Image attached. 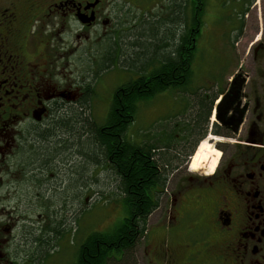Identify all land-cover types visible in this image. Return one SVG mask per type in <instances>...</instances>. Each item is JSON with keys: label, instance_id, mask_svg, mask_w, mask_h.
I'll list each match as a JSON object with an SVG mask.
<instances>
[{"label": "flooded vegetation", "instance_id": "flooded-vegetation-1", "mask_svg": "<svg viewBox=\"0 0 264 264\" xmlns=\"http://www.w3.org/2000/svg\"><path fill=\"white\" fill-rule=\"evenodd\" d=\"M164 1L162 24H178L174 55L182 71L188 35L195 56L203 26L224 0ZM231 1L238 22L231 36L221 35L237 47L251 33L245 66L210 86V94L198 91L209 87L187 85L137 104L171 91L192 93V99L180 96V104L190 102L182 108L184 116L191 109L189 118L152 137L166 150L176 142L168 155L174 161L164 167L180 176L171 190L167 180L146 219L141 238L148 264H264V14L259 0ZM144 2L154 7L150 0H0V264H24L27 252L54 247L89 210L88 153L85 146L75 150L66 123H82L78 133L86 138L90 126L74 108L110 107L115 88L161 66L155 51L152 59L134 61L138 29L153 16L141 13ZM252 8L258 11L253 30L244 21ZM116 62L125 65L124 79L108 94L98 85ZM86 119L99 128L105 122ZM204 139L220 153L211 173L209 158L206 168H189ZM141 226L135 222L136 234Z\"/></svg>", "mask_w": 264, "mask_h": 264}, {"label": "rangeland", "instance_id": "rangeland-1", "mask_svg": "<svg viewBox=\"0 0 264 264\" xmlns=\"http://www.w3.org/2000/svg\"><path fill=\"white\" fill-rule=\"evenodd\" d=\"M164 2V0H150V7L154 5L150 10L148 7L145 8L146 2L142 4L145 9L139 12L143 13V15L149 12L148 16L151 17L152 14L153 16L150 18L152 21H149L145 27L143 26V29L142 27L138 29L140 32L137 37V42H139L141 51L136 54L134 58L135 62L138 61L142 63L146 61L148 57L150 58V56L153 55L155 48L156 51L158 49L160 54H163L164 49H161L162 47L157 48V46L162 45L163 42H166L165 45H169L170 41H174L178 38V24H169L170 26H164V24H162V20L165 16L160 10ZM259 4L262 14H264V0H259ZM256 7L258 6L256 5ZM238 8L239 7L231 0H224L223 5L219 2L218 9L216 7L217 15L212 18L213 20L210 25L207 26L205 24L203 26L200 34L201 36L197 42L194 60L191 64L193 73L189 83L190 88L193 87L197 89L198 86L209 87L207 89L200 88L198 90L199 95L203 93H212L215 88L210 86H218L222 81L225 84L228 74L232 72L235 67L245 66V61L248 58V56L245 57V52L249 46L248 42L251 40V33L248 34V38H243L238 41L237 47L236 45L234 46L231 37H224L221 35L222 32L230 36L232 35L233 28L238 22ZM257 13L258 11L252 8L249 10V13L244 16V21H246L245 23H247V26L251 28V30L257 26ZM168 26L171 28L169 29ZM166 46L164 48H166ZM166 50H169V48ZM120 64L123 65V62ZM124 66H120L118 62L114 64L111 63L109 71L102 75L98 87L101 88L102 84L106 87L105 92L111 94L113 88L121 84L124 79ZM190 94L192 93H189V91L187 94L171 91L167 95L162 94L158 97L155 96L150 102L139 104L134 122L128 129L129 132L136 137L135 140L138 142H150L152 137H158V134H161V132L167 131L168 133L170 129L175 127L174 124L183 122L186 118H189L191 109L186 116L184 115L187 111L184 113L183 109H185V106H188L190 102L186 101L180 104L184 99H180V96L183 95L189 98L191 96ZM194 96L193 94L192 97ZM106 104L109 108V103ZM107 105L106 107L104 105H94L90 109L87 107L83 109L77 107L74 108L73 115L79 118L80 114V120L89 116L96 124H99L107 116ZM73 120L76 119L71 118L66 123V129L73 133L75 150H82V147L85 146L84 149H86L87 152L89 150V145H84V143H86L84 142L85 138L81 137V132L80 134L78 133V126L81 127L82 123L75 124ZM209 143L212 144V142ZM163 145L164 143L158 140V148L155 149L154 157L157 159L158 163L164 167L166 164L170 165L173 163L169 162L170 160H174H172V156L170 157L168 155L172 154L174 156L173 153L177 149H175V141L173 144H169L168 150L165 148L162 149L161 146ZM164 150L166 151L163 153ZM91 152L96 154L97 162L92 158L85 163L88 165L90 176L89 210L77 221L76 227L74 225L71 231L69 230L62 235L54 247H47L44 251L27 252L24 264H74L77 257V249L86 236L93 232L110 233L126 216V211L120 201L121 195L118 182L112 174L111 169L103 156L100 155L95 148L91 147ZM81 164V157L79 158V155L76 153L74 157L75 168H78ZM166 173L167 180H169L168 190H171L173 185L179 181L178 177L180 175H177V177L176 174L174 176V173L171 175L172 171L170 170L166 171ZM162 197H164V195ZM160 203L163 210H167L165 206L169 203H165V199L163 198L160 199ZM142 243L143 239L141 238L135 248L126 250V252L115 251L110 255L115 260H122L119 264H148L146 258L142 255L144 250V244ZM124 257H126V259Z\"/></svg>", "mask_w": 264, "mask_h": 264}, {"label": "trees", "instance_id": "trees-1", "mask_svg": "<svg viewBox=\"0 0 264 264\" xmlns=\"http://www.w3.org/2000/svg\"><path fill=\"white\" fill-rule=\"evenodd\" d=\"M191 36L193 34L188 35L186 41L184 70L181 71L180 60L174 55L175 48L176 53L178 52V44L174 43L178 38L174 41L172 38L169 45L166 44L167 46L166 42H163L162 45L157 46V48L164 49L163 54L155 48L154 57L160 59L161 66L152 76L143 74L140 78L134 81L129 80L115 88L102 128L96 127L93 122L90 123L86 117L81 119L87 126H90L87 137L84 139L86 142L84 144L89 145L88 158H94L97 162L95 151L91 152L92 147L107 162L118 182L120 201L126 211V216L110 233L93 232L89 234L80 243L74 264H119L122 260H115L110 254L115 251L126 252L132 249L142 237L146 219L157 207L159 196L167 182V173L165 167L154 158L152 151L158 148V140L138 142L128 129L133 124L138 102L149 99L167 88L179 89L189 85L192 76L191 64L194 58L193 50L189 48ZM137 45L140 52L139 42ZM167 47L173 49L166 50ZM124 63L129 64L127 61ZM199 102L203 106L206 105L202 98ZM166 145L168 149L169 142ZM136 221L143 225L138 234L135 231ZM44 250H46L45 245L41 251Z\"/></svg>", "mask_w": 264, "mask_h": 264}, {"label": "bare ground", "instance_id": "bare-ground-1", "mask_svg": "<svg viewBox=\"0 0 264 264\" xmlns=\"http://www.w3.org/2000/svg\"><path fill=\"white\" fill-rule=\"evenodd\" d=\"M219 152L216 151L207 139H204L199 143L196 148L189 164L191 171H197L202 169L207 158L210 159L209 166L205 169L206 172L211 173L215 167L216 161L219 157ZM205 173V172H204Z\"/></svg>", "mask_w": 264, "mask_h": 264}]
</instances>
